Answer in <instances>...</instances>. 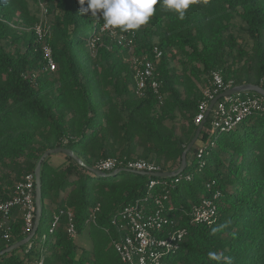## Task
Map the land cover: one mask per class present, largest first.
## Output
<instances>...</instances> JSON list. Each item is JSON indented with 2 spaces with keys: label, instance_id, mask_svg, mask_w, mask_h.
Returning a JSON list of instances; mask_svg holds the SVG:
<instances>
[{
  "label": "trees",
  "instance_id": "obj_1",
  "mask_svg": "<svg viewBox=\"0 0 264 264\" xmlns=\"http://www.w3.org/2000/svg\"><path fill=\"white\" fill-rule=\"evenodd\" d=\"M42 1L52 16L53 72L44 70L33 30L40 20L39 0L0 4V199L9 198L15 184L35 172L47 149L59 146L72 149L91 167L118 157L177 170L199 127L195 118L204 98L199 85H206L213 71L234 86L264 87V0H195L183 19L158 3L148 24L133 31L132 53L154 59L155 46L163 51L156 62L162 100L150 87L144 96L136 93L126 60L130 49L101 31L102 18L82 15L79 0ZM17 11L30 26L23 51L10 49L17 41L8 21ZM237 25L252 41L244 43L251 48L239 43ZM246 52L245 64L234 67L237 53L245 57ZM212 119L209 115L197 140L206 143L196 142L188 152L178 182L129 171L97 176L64 153L61 165L50 162L53 154L48 156L41 169L43 211L37 230L26 245L0 256V264H125L115 248L125 230L113 220L136 201L149 213L162 210L169 220L166 232L187 231L180 248L161 264H225L210 259V251L230 258L231 264H264V110L218 136ZM7 165L16 173L13 181L1 172ZM204 200L216 206L211 223L194 221V208ZM45 206L49 226L43 235ZM71 223L75 236L68 230ZM24 226L15 209L10 240L0 230V251L30 234ZM214 228L221 230L213 233Z\"/></svg>",
  "mask_w": 264,
  "mask_h": 264
},
{
  "label": "built area",
  "instance_id": "obj_2",
  "mask_svg": "<svg viewBox=\"0 0 264 264\" xmlns=\"http://www.w3.org/2000/svg\"><path fill=\"white\" fill-rule=\"evenodd\" d=\"M40 20L34 25L37 41L40 43L45 69L53 72L56 70V61L53 56L52 47L49 43L50 26L44 20L48 15L47 5L39 0ZM0 20H3L0 17ZM101 31L108 33L116 39L119 44L130 49L128 59L134 72L135 90L139 96H144L146 89L150 87L158 99L162 100L161 82L156 72V62L163 56V51L155 46L153 48L154 59L147 55H136L132 53L135 33L121 31L119 28H106L102 24ZM98 40V38H97ZM91 50L96 53V40L90 43ZM233 81H226L220 71H213L203 90L204 98L199 103V112L195 122L200 125L205 120L206 112L210 102L220 93L233 87ZM264 110V95L251 96L248 92L236 93L223 96L216 101L209 115H212V131H229L235 128L242 119L253 112ZM203 153L200 148L198 156ZM96 169L109 175L118 168H128L137 171L157 172L160 167L145 159L123 161L118 157H110L99 161ZM179 176V175H178ZM176 176L175 182L179 181ZM188 176L187 178H189ZM157 184V180H152L150 186ZM159 202V201H158ZM19 209L24 220L25 232L31 233L35 226L37 215L36 205V177L35 172L26 174L15 184L13 193L7 199H0V230L6 240L11 238V217L13 211ZM194 221L197 223H211L216 215V206L211 200H204L194 208ZM70 221L72 220L69 213ZM59 221V216L55 217L53 226ZM169 220L163 215L162 210L149 213L147 209L136 201L132 205L123 208L114 218L113 223L125 230L124 236L115 243V248L125 264H161L163 258L180 248L181 242L186 235V229L180 228L173 232H166ZM69 232L76 235L74 224H70ZM38 264H43V260Z\"/></svg>",
  "mask_w": 264,
  "mask_h": 264
},
{
  "label": "clouds",
  "instance_id": "obj_3",
  "mask_svg": "<svg viewBox=\"0 0 264 264\" xmlns=\"http://www.w3.org/2000/svg\"><path fill=\"white\" fill-rule=\"evenodd\" d=\"M7 2L8 0H0V4ZM194 2L195 0H79V12L82 15L90 13L92 17L102 18L106 28L135 31L148 24L150 18L155 15L158 3L162 9L175 11L179 18L183 19ZM220 230L214 228L213 233ZM208 256L212 260L223 259L225 264H231L230 258L224 257L223 254L210 251Z\"/></svg>",
  "mask_w": 264,
  "mask_h": 264
},
{
  "label": "water",
  "instance_id": "obj_4",
  "mask_svg": "<svg viewBox=\"0 0 264 264\" xmlns=\"http://www.w3.org/2000/svg\"><path fill=\"white\" fill-rule=\"evenodd\" d=\"M243 92H256L259 93L261 95H264V87L259 85V84H255V83H244L241 85H235L233 87H231L230 89H227L226 91L218 94L211 102L209 105V108L206 112L205 115V120L203 122L200 123L195 136L193 137V139L189 142V144L187 145V147L185 148V150L183 151L182 154V161H181V165L177 170H172V171H157V172H147V171H137V170H133V169H128V168H118L116 170H114L113 172H111L109 174V176H114L117 175L121 172L124 171H129V172H133V173H137V174H142V175H149L152 177H156V178H165V177H176L178 175H180L181 173H183L188 165V161H187V154L188 152L191 150V148L195 145V143L198 140L199 134L203 128V125L206 121V119L208 118L211 109L213 108L214 104L216 103V101L218 99H220L223 96H227V95H231V94H236V93H243ZM56 153H64L68 156L73 157L78 163H80L81 165L87 166L88 169L96 174L97 176H106V174L98 169H96L95 167H91L85 164V162L70 148H66V147H54V148H50L47 149L40 157L36 168H35V177H36V205H37V215H36V220H35V226L33 231L26 236L25 238H23L20 241H17L15 243H13L12 245L8 246L7 248L3 249L0 251V256L9 253L13 250L18 249L19 247L26 245L31 238L34 236L39 221H40V217L42 215V211H43V207H42V180H41V169H42V164L44 162V160L50 156L51 154H56Z\"/></svg>",
  "mask_w": 264,
  "mask_h": 264
},
{
  "label": "rangeland",
  "instance_id": "obj_5",
  "mask_svg": "<svg viewBox=\"0 0 264 264\" xmlns=\"http://www.w3.org/2000/svg\"><path fill=\"white\" fill-rule=\"evenodd\" d=\"M31 3L32 0H30ZM31 7H33V5L31 4ZM36 10L39 11V14L41 15L40 13V6H37L35 8ZM51 19H52V16H50L49 14L47 15V17L44 19L46 22H47V25L50 26V22H51ZM239 21V19H236V22ZM26 21L24 20V18L21 16V13L20 12H15L13 15H12V19L8 21L10 27L14 30V32H16V34L13 35V37L16 39V43L14 45H12V47L10 48L12 51H15L16 48H20L22 51L25 49V39H26V36L28 33H30V26L29 24L25 23ZM235 32L237 34H239V43H247L248 42L252 45V41L251 40H248V42L246 41V33H244V31L240 30L239 28V25H237L235 27ZM242 44V45H243ZM251 45L250 46H247L246 44H244V47L245 49L247 50V48H251ZM246 56L247 55V52H246V55L245 57H240L239 56V53H237V59H236V63L234 65V67H237V68H240L241 66H243L245 64V59L247 58ZM130 58V55L127 56L126 60H128ZM129 61V60H128ZM231 62V61H230ZM177 67V65L179 64L177 60H175V63H174ZM46 70V69H44ZM182 69L180 66H178L177 68V73L181 74L182 72ZM37 74H39V72H36ZM200 88L202 90L205 89V83L202 82L200 85ZM220 130L216 129V132H215V136H218ZM206 142L203 141V140H199L197 142V145H204ZM58 155V156H56ZM121 155V154H120ZM119 154L117 156H120ZM65 161V157L62 155V153H56V154H53V156H51V159H50V162L55 164V165H61L63 162ZM1 172L3 174H5L4 176L6 175H9V177L11 178V180L13 181L14 180V177H15V171H14V168L13 166H10V165H7V166H3L1 168ZM6 188H9L10 185H8L7 183L5 184ZM45 219L42 221L41 223V234H46L47 230H48V226H49V222H48V213H49V210L47 208V206H45ZM81 243H85V241L83 240ZM30 244L26 247V249L28 250L30 248ZM18 254L23 257L24 256V251L21 250L18 252Z\"/></svg>",
  "mask_w": 264,
  "mask_h": 264
},
{
  "label": "crops",
  "instance_id": "obj_6",
  "mask_svg": "<svg viewBox=\"0 0 264 264\" xmlns=\"http://www.w3.org/2000/svg\"><path fill=\"white\" fill-rule=\"evenodd\" d=\"M56 156H58V155H56Z\"/></svg>",
  "mask_w": 264,
  "mask_h": 264
}]
</instances>
